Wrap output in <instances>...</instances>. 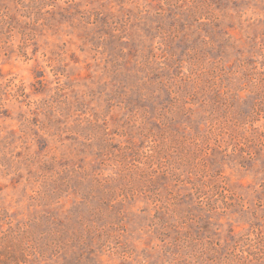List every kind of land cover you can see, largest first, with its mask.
Masks as SVG:
<instances>
[{
    "label": "rangeland",
    "instance_id": "rangeland-1",
    "mask_svg": "<svg viewBox=\"0 0 264 264\" xmlns=\"http://www.w3.org/2000/svg\"><path fill=\"white\" fill-rule=\"evenodd\" d=\"M10 227L21 264H264V0H0Z\"/></svg>",
    "mask_w": 264,
    "mask_h": 264
},
{
    "label": "trees",
    "instance_id": "trees-1",
    "mask_svg": "<svg viewBox=\"0 0 264 264\" xmlns=\"http://www.w3.org/2000/svg\"><path fill=\"white\" fill-rule=\"evenodd\" d=\"M0 237V264H21L24 256L27 255V247L24 246L23 237L26 231L23 228L1 233ZM17 241L18 243H16Z\"/></svg>",
    "mask_w": 264,
    "mask_h": 264
}]
</instances>
